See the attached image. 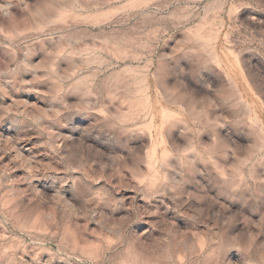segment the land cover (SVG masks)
<instances>
[{"label": "rangeland", "instance_id": "374dc122", "mask_svg": "<svg viewBox=\"0 0 264 264\" xmlns=\"http://www.w3.org/2000/svg\"><path fill=\"white\" fill-rule=\"evenodd\" d=\"M0 264H264V0H0Z\"/></svg>", "mask_w": 264, "mask_h": 264}]
</instances>
